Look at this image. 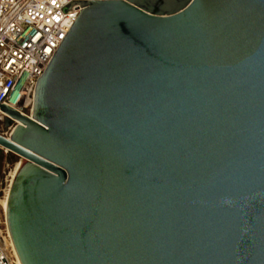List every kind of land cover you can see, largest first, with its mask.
<instances>
[{"label":"water","instance_id":"95a60500","mask_svg":"<svg viewBox=\"0 0 264 264\" xmlns=\"http://www.w3.org/2000/svg\"><path fill=\"white\" fill-rule=\"evenodd\" d=\"M81 6L30 116L0 104L20 263L264 264V0Z\"/></svg>","mask_w":264,"mask_h":264},{"label":"built area","instance_id":"2783aa9c","mask_svg":"<svg viewBox=\"0 0 264 264\" xmlns=\"http://www.w3.org/2000/svg\"><path fill=\"white\" fill-rule=\"evenodd\" d=\"M71 1L76 0H0V104L30 116L25 109L33 84L85 6L64 12ZM17 123L0 109L1 135L9 137ZM0 264H17L1 244Z\"/></svg>","mask_w":264,"mask_h":264},{"label":"rangeland","instance_id":"374dc122","mask_svg":"<svg viewBox=\"0 0 264 264\" xmlns=\"http://www.w3.org/2000/svg\"><path fill=\"white\" fill-rule=\"evenodd\" d=\"M9 152L10 151H7L6 153H2L0 156V178H1L2 171H3L5 160L9 154ZM13 154H15V153H13ZM15 155H17V154H15ZM17 156H19V155H17ZM2 198H3V192H1V187H0V200ZM0 240L3 243L4 247L9 249V244H8L9 238L7 235L6 225H5V221H4V211L2 210L1 201H0Z\"/></svg>","mask_w":264,"mask_h":264},{"label":"bare ground","instance_id":"6f19581e","mask_svg":"<svg viewBox=\"0 0 264 264\" xmlns=\"http://www.w3.org/2000/svg\"><path fill=\"white\" fill-rule=\"evenodd\" d=\"M7 151H8V150H7ZM0 201H1V204H2V210L4 211L3 198H2ZM4 221H5V218H4ZM5 225H6V223H5ZM6 230H7V228H6ZM7 235H8V238H9V241H8L9 249L6 248V247H4L3 243L1 242V240H0V244L2 245V248L4 249V251H5L9 256H12V257L15 259V261H16L17 264H21V263H20V260H19V258H18V256H17V254H16V252H15V250H14V247H13L12 241L10 240V237H9L8 231H7ZM8 244H7V245H8Z\"/></svg>","mask_w":264,"mask_h":264},{"label":"flooded vegetation","instance_id":"af4514ba","mask_svg":"<svg viewBox=\"0 0 264 264\" xmlns=\"http://www.w3.org/2000/svg\"><path fill=\"white\" fill-rule=\"evenodd\" d=\"M1 156V155H0Z\"/></svg>","mask_w":264,"mask_h":264}]
</instances>
